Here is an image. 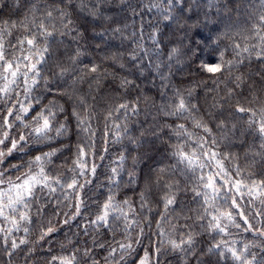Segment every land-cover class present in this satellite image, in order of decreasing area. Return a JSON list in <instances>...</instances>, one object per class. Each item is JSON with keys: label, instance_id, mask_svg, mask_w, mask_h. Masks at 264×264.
I'll use <instances>...</instances> for the list:
<instances>
[{"label": "clouds", "instance_id": "obj_1", "mask_svg": "<svg viewBox=\"0 0 264 264\" xmlns=\"http://www.w3.org/2000/svg\"><path fill=\"white\" fill-rule=\"evenodd\" d=\"M0 264H264V0H0Z\"/></svg>", "mask_w": 264, "mask_h": 264}]
</instances>
